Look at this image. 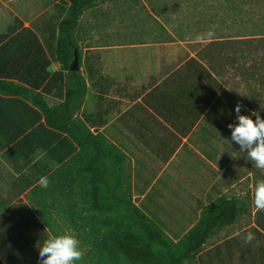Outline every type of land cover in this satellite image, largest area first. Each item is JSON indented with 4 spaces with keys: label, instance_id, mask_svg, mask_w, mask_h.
Here are the masks:
<instances>
[{
    "label": "crops",
    "instance_id": "0c3cea01",
    "mask_svg": "<svg viewBox=\"0 0 264 264\" xmlns=\"http://www.w3.org/2000/svg\"><path fill=\"white\" fill-rule=\"evenodd\" d=\"M89 30L81 40L75 36L79 44L85 39L83 57L104 79L89 89L76 115H89L91 131L124 156L123 189L132 202L174 242L206 210H218V227L188 264H264V209L253 202L264 169L246 150L239 153L227 127L236 123L237 104L240 114L258 112L264 119V63L262 70L255 63L245 67L244 59L227 57L222 40L199 47L164 25L123 24L122 40L108 37L102 46L89 44ZM58 68L52 61L47 70ZM7 127L19 125L11 120ZM33 144L0 136V240H10L16 227L64 224V217L51 215L49 199L31 192L36 184L28 186L49 166L42 161L33 168L41 157ZM249 231L254 239L245 243Z\"/></svg>",
    "mask_w": 264,
    "mask_h": 264
},
{
    "label": "trees",
    "instance_id": "16d2710c",
    "mask_svg": "<svg viewBox=\"0 0 264 264\" xmlns=\"http://www.w3.org/2000/svg\"><path fill=\"white\" fill-rule=\"evenodd\" d=\"M98 1L54 0L55 13L38 29L14 17L0 33V136L33 141L41 152L33 168L42 161L49 166L28 186L36 184L31 192L50 200L52 216L65 218L63 225L47 230L16 227L10 240H0V264H40L33 249L47 239L46 231L52 236L66 230L77 236L81 250L86 249L85 264H188L220 222L217 209L206 210L199 223L174 242L123 189L124 156L102 134L91 131L89 115H76L89 89L99 88L103 78L98 69H91L75 36L84 11ZM221 4L235 13L245 10L244 5L264 10V0ZM247 32L245 40L264 41V29ZM208 39L210 44L217 40ZM75 54L77 69L71 70ZM240 56L245 58V53ZM52 61L59 68L50 72ZM48 95L57 102L49 105ZM11 120L19 128L7 127ZM42 175L49 178L46 187L39 184Z\"/></svg>",
    "mask_w": 264,
    "mask_h": 264
},
{
    "label": "rangeland",
    "instance_id": "374dc122",
    "mask_svg": "<svg viewBox=\"0 0 264 264\" xmlns=\"http://www.w3.org/2000/svg\"><path fill=\"white\" fill-rule=\"evenodd\" d=\"M221 2L222 0H99L96 8L84 11L80 27L76 31L81 40L90 28L94 31V38L88 41L89 44L102 46L106 44L108 37L122 40L123 24L132 27L164 25L171 27L174 34L183 33L192 37L194 45L199 47L208 43L206 34L211 32L214 39L222 40L220 43L225 45L227 54L244 59L243 66L250 68L251 65L252 68L255 63L262 70L264 41L254 38L245 40V36L248 30L264 29V10L244 5L245 10L239 13L229 12L223 9ZM53 4L54 0H18L4 5L0 3V33L5 31V27L16 15L38 29L37 25L55 13ZM198 35L202 38L196 39ZM245 41H249L250 45ZM84 42L85 39L80 44L81 48ZM240 52L245 53V58L240 56ZM45 235L50 237L48 233ZM82 249L83 255L76 264H85L89 260L86 249Z\"/></svg>",
    "mask_w": 264,
    "mask_h": 264
},
{
    "label": "clouds",
    "instance_id": "9594fccd",
    "mask_svg": "<svg viewBox=\"0 0 264 264\" xmlns=\"http://www.w3.org/2000/svg\"><path fill=\"white\" fill-rule=\"evenodd\" d=\"M212 33L208 32L206 38H211ZM202 38L197 36L196 39ZM233 111L236 113L235 124H228L230 138L239 145V153H244L249 160L255 162V166L264 169V119L258 112L249 115L240 114V105H235ZM255 117V120L252 117ZM49 178L42 175L39 184L46 187ZM253 202L257 209H264V180H258L254 187ZM245 243L254 239L252 232H247L242 237ZM40 264H76L83 255L80 241L71 232L52 235L48 237L37 249Z\"/></svg>",
    "mask_w": 264,
    "mask_h": 264
},
{
    "label": "water",
    "instance_id": "95a60500",
    "mask_svg": "<svg viewBox=\"0 0 264 264\" xmlns=\"http://www.w3.org/2000/svg\"><path fill=\"white\" fill-rule=\"evenodd\" d=\"M77 55L75 54V56H74V59H73V62H72V64H71V66H70V69L71 70H75V69H77Z\"/></svg>",
    "mask_w": 264,
    "mask_h": 264
}]
</instances>
